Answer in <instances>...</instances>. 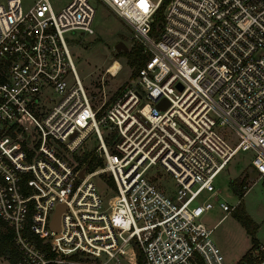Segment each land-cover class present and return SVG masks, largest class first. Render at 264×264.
Returning a JSON list of instances; mask_svg holds the SVG:
<instances>
[{
	"label": "built area",
	"instance_id": "1",
	"mask_svg": "<svg viewBox=\"0 0 264 264\" xmlns=\"http://www.w3.org/2000/svg\"><path fill=\"white\" fill-rule=\"evenodd\" d=\"M99 1L145 57L113 100L94 103L64 36L93 33L90 0H0V234L18 253L8 264H137V253L141 264H264L261 243L227 261L203 221L215 203L233 209L213 180L236 152L264 175V0Z\"/></svg>",
	"mask_w": 264,
	"mask_h": 264
},
{
	"label": "rangeland",
	"instance_id": "2",
	"mask_svg": "<svg viewBox=\"0 0 264 264\" xmlns=\"http://www.w3.org/2000/svg\"><path fill=\"white\" fill-rule=\"evenodd\" d=\"M29 1V0H26ZM62 0H50L51 5L56 9ZM94 8V16L91 27L93 33L88 34L79 29L64 33L67 46L80 81L92 101L98 103L105 99L106 102L113 100L124 87L131 81L135 72V64H130L127 56L115 51L114 44L121 40L127 47L129 54L137 48L131 29L118 18L105 4L99 0H90ZM68 37L78 38L70 40ZM112 59L120 62L119 71L110 75L105 72V67ZM218 131L226 138H234V133L226 127ZM251 153L249 151L236 152L225 168L219 171L213 184L218 189L217 198L224 199L234 207L238 203V195L232 190L240 180L249 184V188L241 198V204L250 218L257 223L255 238L258 243L264 245V175L258 176L247 167ZM158 174L165 182V191L171 192L174 187V180L171 175L162 167L157 166ZM233 180L231 183L230 181ZM100 189L104 201L110 197V193ZM233 209L222 211L217 204L203 215V221L212 228V238L227 261H234L243 255L251 246L250 235L245 228L233 216ZM10 261L0 255V264H8Z\"/></svg>",
	"mask_w": 264,
	"mask_h": 264
},
{
	"label": "trees",
	"instance_id": "3",
	"mask_svg": "<svg viewBox=\"0 0 264 264\" xmlns=\"http://www.w3.org/2000/svg\"><path fill=\"white\" fill-rule=\"evenodd\" d=\"M121 55L127 56L130 64H135L136 68L142 63L145 55L141 52V46L137 43V48L131 54L127 51H121ZM135 68V69H136ZM93 165V164H90ZM233 180L230 181V183ZM244 182L240 180L236 185L232 186V190L238 195V203L233 209V216L236 220L245 228L246 232L250 235L251 246L257 244V240L255 238V231L257 228V223H255L250 216L245 212L242 204L241 198L244 194V189L242 185ZM0 255L12 261L17 255V251L13 247L12 243L9 240V237L5 234H0ZM50 255H53L50 253ZM49 264H56V263H49ZM137 264H141V254L137 253Z\"/></svg>",
	"mask_w": 264,
	"mask_h": 264
},
{
	"label": "water",
	"instance_id": "4",
	"mask_svg": "<svg viewBox=\"0 0 264 264\" xmlns=\"http://www.w3.org/2000/svg\"><path fill=\"white\" fill-rule=\"evenodd\" d=\"M114 49L115 51L123 50L126 51L127 47L124 45V43L121 40H118L114 44ZM180 87V86H179ZM167 105V101L162 99L159 103H157V107H162L164 108ZM64 204L59 203L55 206V210L51 216L49 226L53 231H57L59 229V214L60 211L63 209Z\"/></svg>",
	"mask_w": 264,
	"mask_h": 264
},
{
	"label": "bare ground",
	"instance_id": "5",
	"mask_svg": "<svg viewBox=\"0 0 264 264\" xmlns=\"http://www.w3.org/2000/svg\"><path fill=\"white\" fill-rule=\"evenodd\" d=\"M118 61L117 60H114L113 62H111L110 63V65H109V68H108V70H110V71H114V69H115V67H117L118 66Z\"/></svg>",
	"mask_w": 264,
	"mask_h": 264
},
{
	"label": "crops",
	"instance_id": "6",
	"mask_svg": "<svg viewBox=\"0 0 264 264\" xmlns=\"http://www.w3.org/2000/svg\"><path fill=\"white\" fill-rule=\"evenodd\" d=\"M246 191H247V190H246ZM246 191H245V192H246ZM245 192H244V193H245ZM216 244H217V243H216ZM218 247H219V245H218ZM219 248H220V247H219Z\"/></svg>",
	"mask_w": 264,
	"mask_h": 264
}]
</instances>
